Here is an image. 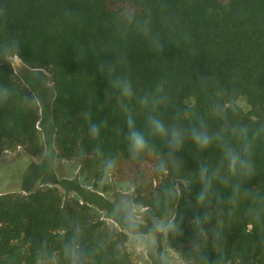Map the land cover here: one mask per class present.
<instances>
[{"label":"trees","instance_id":"trees-1","mask_svg":"<svg viewBox=\"0 0 264 264\" xmlns=\"http://www.w3.org/2000/svg\"><path fill=\"white\" fill-rule=\"evenodd\" d=\"M17 55L50 76L58 159L102 192L111 179L156 220L175 218L163 241L188 264H264V0H0V150L36 156L39 107L11 67ZM109 64L131 82L130 99L111 89ZM145 96L158 103L142 106ZM128 113L152 146L135 158ZM150 115L184 129L203 122L237 150L231 129L259 130L251 173L229 174L217 142L200 150L185 139L171 162L167 139L148 134ZM201 166L212 186L198 203ZM69 244L80 264H132L126 235L56 187L0 193V264H71Z\"/></svg>","mask_w":264,"mask_h":264},{"label":"rangeland","instance_id":"rangeland-1","mask_svg":"<svg viewBox=\"0 0 264 264\" xmlns=\"http://www.w3.org/2000/svg\"><path fill=\"white\" fill-rule=\"evenodd\" d=\"M10 64L15 75L32 92L38 103L37 126L43 150L36 156L22 148L0 150V193H26L54 186L64 202L78 201L87 206L96 219L105 221L126 235L132 264H188L166 247L163 241L165 233L154 227L156 221L166 223L172 221L173 217L156 220L148 208L134 205L130 192L117 186L111 179L105 181L111 186L109 191L102 192L81 177L75 161L58 159L53 146L54 129L50 112L54 88L49 74L43 69L27 68L16 57L10 58ZM237 105L244 111L249 110L243 98L237 100ZM181 187L178 185V190ZM129 216L136 220V228H129Z\"/></svg>","mask_w":264,"mask_h":264},{"label":"clouds","instance_id":"clouds-1","mask_svg":"<svg viewBox=\"0 0 264 264\" xmlns=\"http://www.w3.org/2000/svg\"><path fill=\"white\" fill-rule=\"evenodd\" d=\"M16 59H20L19 55L16 56ZM118 64L119 61H117V65ZM117 65H101V70L103 71L105 67H107L108 75L111 77L109 81L111 89L117 91L121 98L130 99L133 96L132 84L125 77L116 74ZM6 98L7 90L5 89V99ZM150 102L154 105L158 103L154 97L145 96L141 99L142 106H147ZM216 116L217 118H220L222 113L217 112ZM146 123L149 135L167 139L171 162L173 163L175 162V152H177L183 146L185 139H190L192 143L200 150H205L214 142H217L222 151L223 157L227 162L229 174L235 175L237 172L242 174H250L252 171V162L250 158L251 149L255 139L260 135L259 130L253 132L250 138L249 129L247 127L231 129V136L234 137L240 145L239 150H237L228 141L223 131H217L215 134H211L209 133L206 124L203 122H199L198 125L184 129L175 125L166 126L165 122L159 117L150 115ZM126 124L128 129L126 137L128 151L132 157L135 158L145 151H151L152 146L149 144L145 132L137 129L134 117L131 113L126 115ZM89 133L92 137L98 136L100 133V127L92 124L89 128ZM114 166V160H107L104 165L105 173H110ZM198 171L203 187L197 195V202L203 203L210 192L212 186V177L209 176V170L206 166H201ZM128 226L129 228L137 227L136 220L131 216H129ZM154 227L157 231L167 234L169 231L175 230L177 225L175 223V218H173L172 221H168L166 223L156 221ZM67 251L71 260V264H80V254L77 249L73 245L69 244Z\"/></svg>","mask_w":264,"mask_h":264}]
</instances>
